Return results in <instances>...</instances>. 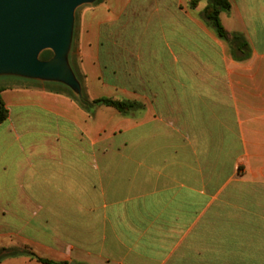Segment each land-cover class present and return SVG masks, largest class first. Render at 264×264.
Here are the masks:
<instances>
[{
	"label": "crops",
	"instance_id": "obj_1",
	"mask_svg": "<svg viewBox=\"0 0 264 264\" xmlns=\"http://www.w3.org/2000/svg\"><path fill=\"white\" fill-rule=\"evenodd\" d=\"M102 0L80 17L86 109L6 86L0 251L79 264H264V0ZM8 264H43L12 257Z\"/></svg>",
	"mask_w": 264,
	"mask_h": 264
},
{
	"label": "water",
	"instance_id": "obj_2",
	"mask_svg": "<svg viewBox=\"0 0 264 264\" xmlns=\"http://www.w3.org/2000/svg\"><path fill=\"white\" fill-rule=\"evenodd\" d=\"M96 1L0 0V76L61 82L79 93L81 85L69 64L75 13ZM47 50L53 57L41 59ZM85 100L81 96L78 101Z\"/></svg>",
	"mask_w": 264,
	"mask_h": 264
},
{
	"label": "trees",
	"instance_id": "obj_3",
	"mask_svg": "<svg viewBox=\"0 0 264 264\" xmlns=\"http://www.w3.org/2000/svg\"><path fill=\"white\" fill-rule=\"evenodd\" d=\"M202 1L204 0H191L189 7L195 9ZM207 5L202 12V18L204 22L210 27L217 36L227 42L232 50V54L235 60L245 61L248 60L251 56V48L246 40V38L240 33H230L225 28L222 23L221 15L223 13H229L231 10V3L229 0H205ZM3 88H0V125L4 123L9 117V110L6 107V104L2 97ZM60 93V92H57ZM82 105L86 109H91L94 106H107L112 107L123 115H127L130 110H132L135 105L130 101H118L107 98L98 99L94 102L85 100L82 102ZM26 255L31 259H37L40 263L43 264H69V263H59L48 259H43L35 255L31 251H14L12 253L4 254V251H0V263L10 257L17 255Z\"/></svg>",
	"mask_w": 264,
	"mask_h": 264
},
{
	"label": "rangeland",
	"instance_id": "obj_4",
	"mask_svg": "<svg viewBox=\"0 0 264 264\" xmlns=\"http://www.w3.org/2000/svg\"><path fill=\"white\" fill-rule=\"evenodd\" d=\"M100 1L102 0H97L93 4L82 5L76 10V13H75V26H74V34H73V40H72L73 42H72L71 51H70L69 64L78 82L81 85V91L79 93L61 82L35 80V79L25 78L21 76H9V77L0 76V88H4L6 86H13V85L31 86V87H39V88L46 89L49 91L60 92L62 94H66L72 97L75 100H79L81 96L84 98H87L85 76L79 70V65H80V54H79L80 17L82 13L85 11V9L96 6ZM205 4H206V1L204 0L203 5ZM53 55L54 54L52 51L47 50L41 54V59L49 60L53 57ZM12 252L14 251L12 250L4 251L5 254L12 253ZM25 256L26 255L21 254V255L14 256V257H25ZM10 258L4 259L0 264H8L9 262L7 261Z\"/></svg>",
	"mask_w": 264,
	"mask_h": 264
}]
</instances>
